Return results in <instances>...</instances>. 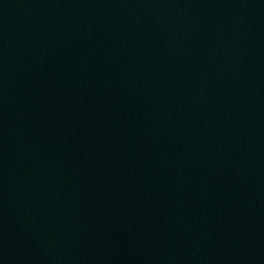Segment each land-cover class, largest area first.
Instances as JSON below:
<instances>
[{"label":"water","instance_id":"1","mask_svg":"<svg viewBox=\"0 0 264 264\" xmlns=\"http://www.w3.org/2000/svg\"><path fill=\"white\" fill-rule=\"evenodd\" d=\"M22 2L23 0H0V41Z\"/></svg>","mask_w":264,"mask_h":264}]
</instances>
